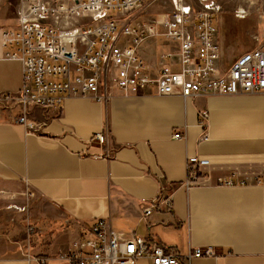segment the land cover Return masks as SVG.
Masks as SVG:
<instances>
[{
  "label": "crops",
  "instance_id": "obj_1",
  "mask_svg": "<svg viewBox=\"0 0 264 264\" xmlns=\"http://www.w3.org/2000/svg\"><path fill=\"white\" fill-rule=\"evenodd\" d=\"M0 64L14 65L0 69V97L17 93L22 64ZM1 104L0 264H40V237L30 225L56 252L69 248L77 222L98 218L113 230L153 236L172 253L217 246V257L194 264H264V187L255 185L264 171V92L107 102L71 96L60 109L30 105L34 129L18 122V104L17 113ZM192 157L207 163L187 187ZM225 176L249 183L222 185ZM161 195L171 206L144 214Z\"/></svg>",
  "mask_w": 264,
  "mask_h": 264
},
{
  "label": "built area",
  "instance_id": "obj_2",
  "mask_svg": "<svg viewBox=\"0 0 264 264\" xmlns=\"http://www.w3.org/2000/svg\"><path fill=\"white\" fill-rule=\"evenodd\" d=\"M143 3L144 0H28L26 20L18 28H0V61L20 62L23 73L17 93H3L0 101L18 104L23 110L18 122L34 129L27 117L30 105L60 109L71 96L107 102L114 96L152 93L189 98L264 92V49L247 52L225 64L220 31L213 24L219 8L214 1L193 5L181 0L167 13L136 17ZM60 12V17L55 16ZM48 16H55L56 21L66 19L69 27L49 24L45 21ZM162 40L170 48L160 52ZM153 59L165 60L166 64L161 69H149ZM202 115H207V110H202ZM175 136L179 138L181 133ZM95 138L101 142L107 139L103 133ZM200 163L207 161L188 159L187 187L199 179ZM248 179L238 181L225 176L220 183L246 185ZM255 185L264 187V171L255 178ZM153 203L147 215L169 208L172 200L161 195ZM97 224L102 227L104 221L100 219ZM103 232L111 237L121 234H115L110 227L103 228ZM134 244L141 253L148 250L145 238L127 243L131 247ZM201 253L218 255L215 247L208 246L192 250L191 256ZM176 258L177 254L167 249L157 264H176ZM118 261L110 257L100 264ZM122 261L130 259L126 256Z\"/></svg>",
  "mask_w": 264,
  "mask_h": 264
},
{
  "label": "rangeland",
  "instance_id": "obj_3",
  "mask_svg": "<svg viewBox=\"0 0 264 264\" xmlns=\"http://www.w3.org/2000/svg\"><path fill=\"white\" fill-rule=\"evenodd\" d=\"M181 0H144L142 10L136 17L146 15H159L169 12L175 2ZM184 2L193 5H201L207 0H183ZM224 9L223 15L220 12V42L225 56V64H231L241 55L257 50L264 49V0H209ZM28 2V0H27ZM25 0H0V28H18L20 23L25 21L29 13ZM62 13H57L55 16L60 17ZM55 16L45 18L49 24L55 27H69L68 22L56 21ZM101 19V17H99ZM42 20V18L40 19ZM160 52L170 48L166 41H161L158 46ZM172 48H178L172 45ZM5 62V61H1ZM14 68L13 64H0V69L7 70ZM2 74L7 78L6 72ZM15 79V75L12 77ZM1 81V79H0ZM2 90H7L3 88ZM16 92V91H9ZM6 93V92H5ZM0 101V108L2 106ZM8 108L13 110V113L19 112V106H13L11 103L6 104ZM21 114L23 110L20 111ZM9 119V115L5 114L3 119ZM245 177H237L236 180L241 181ZM66 240V238H64ZM45 241L49 242V239ZM54 249V248H53ZM139 264H148L145 259H141Z\"/></svg>",
  "mask_w": 264,
  "mask_h": 264
},
{
  "label": "bare ground",
  "instance_id": "obj_4",
  "mask_svg": "<svg viewBox=\"0 0 264 264\" xmlns=\"http://www.w3.org/2000/svg\"><path fill=\"white\" fill-rule=\"evenodd\" d=\"M220 12L223 15L224 9L221 6L217 9L213 16V24L219 29ZM166 64L165 60L153 59L149 61V69H161ZM153 201L145 206L144 214L147 215V211L153 206ZM96 220L89 222H77L80 231H77L76 236L69 244V248L62 249L61 251H54L51 242L45 241L46 235L40 228L29 226V234H38L40 237V253L36 256L40 264H49L53 261H58L59 264H100V262L107 260L110 257L119 258V261L115 264H135L139 259L148 260L149 264L160 263L163 259L165 251L168 249L167 245L161 243L153 236H143L136 232L126 233L123 231L113 230L107 219H101L104 221L102 227H99ZM76 222L74 223V225ZM111 228L115 234H119L116 237H111L103 232V228ZM45 235V236H44ZM137 238H145L148 244V250L145 253H141L139 247L134 244L132 247L127 243ZM213 246V245H209ZM208 246H195L191 247L186 254L176 253V264H194V259H204L208 257L201 253L198 257H192L191 251L197 249H204ZM217 249V246H213ZM129 258L130 262L122 261V258ZM181 256V257H180ZM183 256V257H182Z\"/></svg>",
  "mask_w": 264,
  "mask_h": 264
},
{
  "label": "trees",
  "instance_id": "obj_5",
  "mask_svg": "<svg viewBox=\"0 0 264 264\" xmlns=\"http://www.w3.org/2000/svg\"><path fill=\"white\" fill-rule=\"evenodd\" d=\"M167 209H168V208H167ZM167 209H166V210H167Z\"/></svg>",
  "mask_w": 264,
  "mask_h": 264
}]
</instances>
